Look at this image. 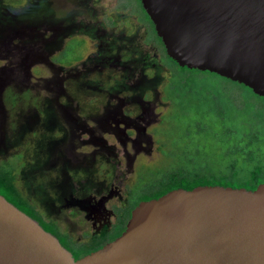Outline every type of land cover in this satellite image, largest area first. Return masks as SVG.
<instances>
[{
  "label": "water",
  "instance_id": "1",
  "mask_svg": "<svg viewBox=\"0 0 264 264\" xmlns=\"http://www.w3.org/2000/svg\"><path fill=\"white\" fill-rule=\"evenodd\" d=\"M167 56L264 98V0H140ZM0 264H264V183L176 188L138 203L124 231L77 260L0 195Z\"/></svg>",
  "mask_w": 264,
  "mask_h": 264
},
{
  "label": "flooded vegetation",
  "instance_id": "2",
  "mask_svg": "<svg viewBox=\"0 0 264 264\" xmlns=\"http://www.w3.org/2000/svg\"><path fill=\"white\" fill-rule=\"evenodd\" d=\"M83 1L69 0L73 5L71 8H67L64 3V15L73 13V19L69 20V17L64 16L66 18L64 24L48 27L47 30L42 31L43 42L50 39L48 35H53V41L56 36L60 37L58 41L61 44L57 52L49 56L42 53H28L31 57L29 61L32 59L37 62L42 61L43 65L51 70L66 72L68 68L74 67L79 62L86 66L79 67L75 70V74L73 71H68L59 78L60 105L64 108L67 107L65 103L75 100L78 101L79 107L74 108L75 110L70 108L72 112L66 107L61 111L66 127L53 130L52 136L50 135L47 140L49 148L44 150V163L36 164L34 159L36 150L32 151L33 158L29 162L33 167L35 166L40 175H95V178L105 181L100 185L101 187L97 186L92 192L89 189L90 192L82 198L75 197L73 192L69 194V199L65 198L63 207H72L70 209L73 211L70 213L76 215L75 217L79 216L78 227L81 232L78 236L68 229H63L56 220L46 219L40 213L45 222L55 225L58 236H54L75 260L100 249L124 231L134 208H131L132 203L128 202L130 189L127 191V196L122 199L120 190L109 182V179L122 159L128 167L132 166L137 154L146 152L144 142H148L145 131L150 120H144L142 111L136 105H126L122 102L116 109L106 105L103 114L99 117L97 105L100 100L108 98L110 91L101 93L96 91L94 86L101 85L98 75H109L110 78H107L106 82L102 80L107 86L109 82L111 84L114 81L115 84V79H121L122 81L118 83L120 87L124 86V89H128V85L121 77L132 76L133 73L136 85L140 84L139 80L142 77L153 78L151 84L155 85L158 81L155 77L162 80L160 75L166 67L160 61L161 55L168 57L140 0H138V9L133 12L125 6L124 0H117V6L108 8L101 17L97 15L93 0H87L85 5L81 4ZM98 31L101 34L96 35ZM140 31L142 33H139ZM12 37L8 39L10 43H13ZM75 37L82 39L86 50L76 56L75 60L70 61L64 55L73 47L77 48V45H72L68 49L66 47L69 39L77 40ZM87 63L91 66H87ZM133 67L135 70L132 69ZM147 70L153 73L152 77L145 74ZM26 73L28 79L31 76L29 69ZM92 83L97 84L92 85ZM2 84L0 81V93ZM138 87L136 88L139 89ZM145 89L141 86L140 92ZM131 91L134 92L133 89ZM5 94L7 100L15 105L17 96ZM40 136V132L34 129L30 146H34L33 142ZM109 138L115 140L122 149L121 159L117 163L112 160L110 162L115 143L110 144ZM64 145H66L65 154H57L59 148L61 147L60 151H62ZM129 147L134 152L133 156L130 155ZM21 151V148H16L12 154ZM21 157L23 158L22 152ZM24 165L25 162L20 170ZM99 170L102 172L99 173ZM113 199H118L119 204L110 205ZM31 203L40 212L36 204Z\"/></svg>",
  "mask_w": 264,
  "mask_h": 264
},
{
  "label": "rangeland",
  "instance_id": "3",
  "mask_svg": "<svg viewBox=\"0 0 264 264\" xmlns=\"http://www.w3.org/2000/svg\"><path fill=\"white\" fill-rule=\"evenodd\" d=\"M86 2L87 0H84L81 4L85 5ZM93 2L98 17H101L108 8L117 6V0H93ZM64 3L67 8L73 7L69 0H0V81L3 83L2 94L0 93V161L9 158L10 164L16 171H19L25 162L18 174L19 189L31 202L36 204V208L46 219L56 220L63 229H68L69 232L78 236L81 232L78 227L79 216L75 217L76 215L70 213L73 211L70 209L72 207H63L65 198L69 199V194L72 192L75 197L82 198L90 192L89 189L92 192L97 186L101 187L100 185L105 181L98 177L95 178V175H40L35 166L29 164L34 150H36L34 157L36 164H39L38 162L43 164L44 150L49 148L47 140L53 134V130L66 127L61 112L66 106L63 108L60 105L61 100L58 96L59 78L68 71H73L75 74V70L79 67H86L79 62L64 72L48 69L42 61L37 62L34 59L29 61L31 57L28 53H42L49 56L57 52L61 44L58 41L60 37L56 36L53 41V35H48L50 39L43 42L41 34L48 27H58L64 24L63 21L66 19L64 16L69 17V20L73 19V13L64 15ZM124 4L132 12L136 11L139 6L138 0H124ZM99 34L101 32L98 31L96 35ZM10 37L13 43L8 41ZM76 39H69L67 42V49L72 45H77L76 49L73 47L64 55L70 61L75 60L76 56L83 54L86 50L82 39L78 37ZM160 61L166 67L160 75L162 80L155 77L158 80L155 85L151 84L153 78L146 77H142L139 80L140 84L136 85L133 73L132 76L121 77L126 80L129 90L124 89L122 85L119 86L118 82H121V79H115V84L113 81L111 84L108 83L109 86L104 85L102 80L106 82L107 78H110L109 75H98L101 85L94 86L99 93L110 91L108 98L100 100L97 105L96 110L99 117L103 114L106 105L116 109L120 103L124 102L126 105H136L142 111L144 120H150L145 131L148 140L147 143L144 142L146 152L137 154L130 167L122 159L109 179V182L120 190L122 199L127 196V191L130 189L132 195L128 196L129 203L136 198L134 193L153 179L154 173L167 170L174 165L172 156L159 151L153 132L157 133L160 141L163 140L166 145L168 144L163 133L168 128L167 122L173 109L166 99L172 91L171 83L177 78L180 69L172 65L163 54ZM86 65L91 66L88 63ZM28 69L31 76L27 79ZM132 69L135 70L134 67ZM145 74L152 77L153 73L147 70ZM94 84L97 83H92ZM141 86L146 88L142 93L140 92ZM5 93L17 96L15 105L7 100ZM66 104L67 110L79 107L78 101L75 100ZM34 129L38 130L41 136L33 142L34 146H30ZM108 141L110 144L115 143L110 162L112 160L117 163L121 159L122 149L115 140L109 138ZM16 148H21L23 158L21 152L12 154ZM60 148L57 154H65L66 145L62 147V151ZM129 151L133 156L134 152L130 147ZM114 154L115 157H113ZM118 204V199L110 202V205Z\"/></svg>",
  "mask_w": 264,
  "mask_h": 264
},
{
  "label": "trees",
  "instance_id": "4",
  "mask_svg": "<svg viewBox=\"0 0 264 264\" xmlns=\"http://www.w3.org/2000/svg\"><path fill=\"white\" fill-rule=\"evenodd\" d=\"M167 59L180 69L166 99L173 109L163 133L168 144L153 135L159 151L172 156L174 165L154 173L134 193L131 208L176 188L220 185L254 190L264 183V98L216 73L179 67ZM8 159L0 161V195L58 236L55 225L45 222L19 189V171Z\"/></svg>",
  "mask_w": 264,
  "mask_h": 264
}]
</instances>
